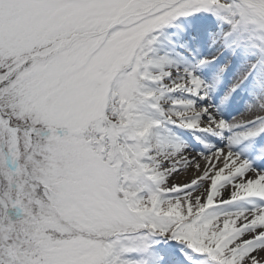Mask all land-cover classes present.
Returning a JSON list of instances; mask_svg holds the SVG:
<instances>
[{"label": "snow or ice", "instance_id": "1", "mask_svg": "<svg viewBox=\"0 0 264 264\" xmlns=\"http://www.w3.org/2000/svg\"><path fill=\"white\" fill-rule=\"evenodd\" d=\"M0 264H264V0H0Z\"/></svg>", "mask_w": 264, "mask_h": 264}]
</instances>
